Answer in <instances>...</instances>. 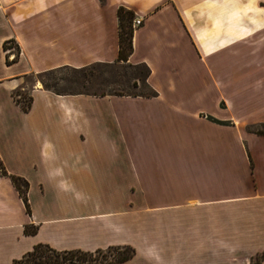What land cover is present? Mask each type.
<instances>
[{"label": "crops", "instance_id": "1", "mask_svg": "<svg viewBox=\"0 0 264 264\" xmlns=\"http://www.w3.org/2000/svg\"><path fill=\"white\" fill-rule=\"evenodd\" d=\"M119 7L141 20L125 63L148 69L153 95L36 81L22 111L11 93L27 75L117 61ZM237 44L264 48V0H0V264L37 244L264 264V132L245 130L264 125V88L242 97L244 52L222 55Z\"/></svg>", "mask_w": 264, "mask_h": 264}, {"label": "rangeland", "instance_id": "2", "mask_svg": "<svg viewBox=\"0 0 264 264\" xmlns=\"http://www.w3.org/2000/svg\"><path fill=\"white\" fill-rule=\"evenodd\" d=\"M131 28V21H130ZM235 56L239 50L244 52V56H238V85L239 92L245 99L251 97L249 93L253 89L264 88V63L259 66L261 55L264 48L256 46L255 48L246 47L237 44L232 48L223 51L222 55ZM255 49V50H254ZM251 50V51H250ZM87 77L82 78L81 72L71 68H63L55 70L50 76L44 79L48 87H53L58 91L70 92L76 88L85 89L89 93L94 94H110L116 93L121 95H149L150 89L144 83L143 77L145 68L143 65H134L131 63L119 62L115 64H90L86 66L83 72ZM38 75H27L23 78V84L26 90L15 89L11 96L24 104L28 98V88L38 81ZM82 82L83 88L79 83ZM40 83V82H39ZM261 113V112H260ZM259 114V113H258ZM246 131L255 133H263L264 125L248 126ZM22 185V182H18Z\"/></svg>", "mask_w": 264, "mask_h": 264}, {"label": "trees", "instance_id": "3", "mask_svg": "<svg viewBox=\"0 0 264 264\" xmlns=\"http://www.w3.org/2000/svg\"><path fill=\"white\" fill-rule=\"evenodd\" d=\"M117 17V37H118V51H117V61L110 63L115 64L119 62H125L127 56L131 53V35L132 29L130 28V21L133 18V14L129 10H125L121 7L116 10ZM5 45L3 44V48ZM99 64V63H93ZM88 66V65H87ZM66 67L56 68L41 72L38 74V81L44 89L50 90L55 94H88V95H121L116 93L103 94L102 92L99 94L89 93L85 89L80 90L76 88L70 92L66 91H58L54 89L52 86L48 87L44 79L50 76L55 70L63 69ZM68 68V67H67ZM145 68V74L143 80L148 75V69ZM74 69V68H71ZM85 67L74 69L81 72V76L85 79L87 76L82 73ZM80 87L83 88L82 82L79 83ZM150 94L146 96L153 95V92L150 90ZM14 102L18 104L22 111H26L29 108L30 97L28 96L27 101L22 104L17 99H14ZM2 175H6L4 172ZM9 178L14 185L15 189L18 192L19 197L22 200V203L25 207L26 212H28V205L26 201V190L27 183L23 179L9 175ZM21 181L22 185L18 182ZM25 233L32 234L34 229L24 228ZM133 254V249L129 246H110L105 249H96L92 252H86L81 250H63L57 251L45 244H37L32 247V249L26 253H24L19 259H16L12 262V264H116L122 262L128 258H130Z\"/></svg>", "mask_w": 264, "mask_h": 264}, {"label": "built area", "instance_id": "4", "mask_svg": "<svg viewBox=\"0 0 264 264\" xmlns=\"http://www.w3.org/2000/svg\"><path fill=\"white\" fill-rule=\"evenodd\" d=\"M140 23H141V20L140 19L133 18L131 20V29L133 30L135 27L139 26Z\"/></svg>", "mask_w": 264, "mask_h": 264}]
</instances>
